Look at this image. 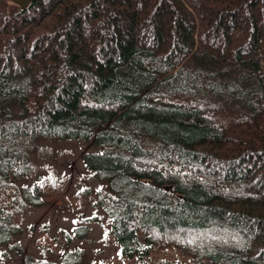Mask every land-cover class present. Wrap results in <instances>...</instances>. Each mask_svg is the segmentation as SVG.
I'll list each match as a JSON object with an SVG mask.
<instances>
[{"label": "trees", "instance_id": "1", "mask_svg": "<svg viewBox=\"0 0 264 264\" xmlns=\"http://www.w3.org/2000/svg\"><path fill=\"white\" fill-rule=\"evenodd\" d=\"M71 140L96 147L81 159L121 256L264 264V0H0V247L20 264L82 262L17 239L63 191L37 160Z\"/></svg>", "mask_w": 264, "mask_h": 264}, {"label": "rangeland", "instance_id": "2", "mask_svg": "<svg viewBox=\"0 0 264 264\" xmlns=\"http://www.w3.org/2000/svg\"><path fill=\"white\" fill-rule=\"evenodd\" d=\"M52 146L57 151L55 159L37 162L43 167L42 175H46L49 168L58 169L61 184L64 182L63 191L60 195L48 197L44 205L32 207L24 216L22 233L17 239L26 253L38 259L60 262L65 250L78 247L84 253L80 264H151L157 261L196 264L173 249L154 246L149 254L121 256L106 215L94 204L99 182L91 178L81 159L83 151L96 150V147L79 140L53 143ZM33 180L24 182L32 184ZM94 215H99L100 221L90 220ZM80 226H88L82 237L74 232ZM20 263L18 253L8 246L0 247V264Z\"/></svg>", "mask_w": 264, "mask_h": 264}, {"label": "water", "instance_id": "3", "mask_svg": "<svg viewBox=\"0 0 264 264\" xmlns=\"http://www.w3.org/2000/svg\"><path fill=\"white\" fill-rule=\"evenodd\" d=\"M14 2L19 4L22 10L29 8L31 5V0H14Z\"/></svg>", "mask_w": 264, "mask_h": 264}]
</instances>
